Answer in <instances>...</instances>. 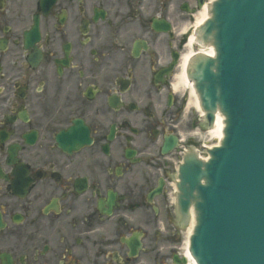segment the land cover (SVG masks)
Returning a JSON list of instances; mask_svg holds the SVG:
<instances>
[{"label":"flooded vegetation","instance_id":"flooded-vegetation-1","mask_svg":"<svg viewBox=\"0 0 264 264\" xmlns=\"http://www.w3.org/2000/svg\"><path fill=\"white\" fill-rule=\"evenodd\" d=\"M205 1L0 0V264H173L154 244L204 148L177 73Z\"/></svg>","mask_w":264,"mask_h":264},{"label":"water","instance_id":"water-1","mask_svg":"<svg viewBox=\"0 0 264 264\" xmlns=\"http://www.w3.org/2000/svg\"><path fill=\"white\" fill-rule=\"evenodd\" d=\"M199 39L215 56H196L187 77L206 125L219 111L224 128L207 161L190 154L178 169L189 251L196 264H264V0H215Z\"/></svg>","mask_w":264,"mask_h":264},{"label":"bare ground","instance_id":"bare-ground-1","mask_svg":"<svg viewBox=\"0 0 264 264\" xmlns=\"http://www.w3.org/2000/svg\"><path fill=\"white\" fill-rule=\"evenodd\" d=\"M209 17L208 11H207V6H203L202 9L199 10L197 16L195 17V22H194V29L199 27L203 21H205ZM195 47V48H194ZM187 51L186 53L182 56L181 62H180V67L179 71L177 73V80L184 86H186L187 90L189 91V98H190V103L191 105L203 115L202 110L200 109V106L198 104V100L196 97V94L194 92V89L192 87V83L188 81L185 77V68L187 67L188 61H190L191 57L195 54H202V55H207V56H213L214 51L212 47H204L202 45H198L194 41L193 35H191L188 39L187 42ZM223 117L219 113L216 114L215 117V122L214 125L211 129H208L205 132V137L206 138H216L217 143H215L213 146L219 145L223 134H222V129H223ZM207 158V156H205ZM204 159V158H202ZM195 224V215H194V210L193 208H190L189 214H188V224L185 230V235H186V244L184 245L183 249V256L186 258L187 263L186 264H195L194 260L190 256V253L188 251V237L192 233V229Z\"/></svg>","mask_w":264,"mask_h":264},{"label":"rangeland","instance_id":"rangeland-1","mask_svg":"<svg viewBox=\"0 0 264 264\" xmlns=\"http://www.w3.org/2000/svg\"><path fill=\"white\" fill-rule=\"evenodd\" d=\"M196 114H199V112L197 111ZM215 143H217V139L214 137L205 141V144L207 145H214ZM173 222L176 223L175 218L173 219ZM170 227L172 230L171 236L168 238L157 239L154 245H157L159 248L168 246L173 250V252H178L181 254L184 249V245L186 244L185 227H178L175 224H172Z\"/></svg>","mask_w":264,"mask_h":264}]
</instances>
